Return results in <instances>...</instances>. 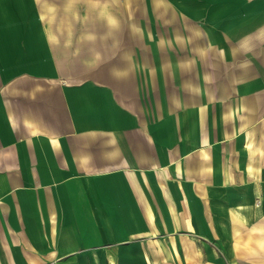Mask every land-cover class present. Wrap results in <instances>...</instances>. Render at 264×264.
Returning a JSON list of instances; mask_svg holds the SVG:
<instances>
[{
	"label": "crops",
	"instance_id": "0c3cea01",
	"mask_svg": "<svg viewBox=\"0 0 264 264\" xmlns=\"http://www.w3.org/2000/svg\"><path fill=\"white\" fill-rule=\"evenodd\" d=\"M0 264H264V0H0Z\"/></svg>",
	"mask_w": 264,
	"mask_h": 264
},
{
	"label": "rangeland",
	"instance_id": "374dc122",
	"mask_svg": "<svg viewBox=\"0 0 264 264\" xmlns=\"http://www.w3.org/2000/svg\"><path fill=\"white\" fill-rule=\"evenodd\" d=\"M210 6V5H207ZM130 6V4L128 5H124V9L127 10ZM161 5H158V8H156V16H161V15H166L163 14L161 12ZM127 12H124V17H126ZM181 13L179 12H171L170 15L172 16H179ZM195 13L193 12H188L186 13L187 16L190 15H194ZM201 15H209L205 12H203V14ZM231 23H234V21H232ZM249 23V21H245L244 25H247ZM217 24H219L220 29L217 30ZM250 24V23H249ZM226 26V22L222 20H211L209 18H202V19H194V18H190V19H180V18H171V19H155V31H181V34H183V38L187 41V43H191V42H196L199 43L196 39H201V38H205V34L208 33L209 31H238L239 27L241 25H227V28H223L224 26ZM124 33V41L128 40L130 37H127V33L128 31H123ZM160 38H165L164 36H160ZM224 41L226 42V36L224 37ZM127 42H130L129 40ZM202 42V41H200ZM180 54H183L184 56H186L187 59L189 60H194V56H195V51L193 49L191 50H185L183 52H181ZM92 74L94 71H96L97 69H90Z\"/></svg>",
	"mask_w": 264,
	"mask_h": 264
}]
</instances>
